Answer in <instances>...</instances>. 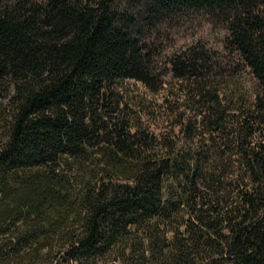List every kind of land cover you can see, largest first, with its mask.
<instances>
[{"label":"trees","instance_id":"trees-1","mask_svg":"<svg viewBox=\"0 0 264 264\" xmlns=\"http://www.w3.org/2000/svg\"><path fill=\"white\" fill-rule=\"evenodd\" d=\"M130 3L0 0V264H264V0ZM187 6L226 17L262 89L239 119L199 88L202 122L156 131L123 83L164 88L147 32Z\"/></svg>","mask_w":264,"mask_h":264},{"label":"rangeland","instance_id":"rangeland-1","mask_svg":"<svg viewBox=\"0 0 264 264\" xmlns=\"http://www.w3.org/2000/svg\"><path fill=\"white\" fill-rule=\"evenodd\" d=\"M118 2L122 7L131 4V0ZM260 6L263 7L264 3ZM229 33V22L220 11L193 6L178 9L172 17L157 22L148 30L147 34L155 41L154 58L164 68V88L152 92L134 79L123 83L129 103L144 121L156 131L177 129L183 118L199 125L206 110L199 88L207 92V96L215 92L226 114H235L239 119L248 115L262 87L250 67L233 49ZM195 44L206 54L207 63L206 67L200 65L199 83L194 79L191 84L189 80L174 78L168 62L170 55ZM255 137H260V133L256 132Z\"/></svg>","mask_w":264,"mask_h":264}]
</instances>
